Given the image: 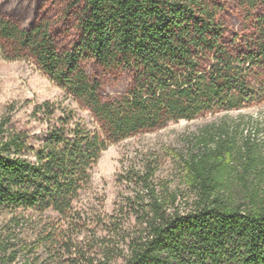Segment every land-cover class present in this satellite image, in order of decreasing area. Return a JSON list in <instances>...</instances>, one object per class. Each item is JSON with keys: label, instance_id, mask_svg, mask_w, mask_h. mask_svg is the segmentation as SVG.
Wrapping results in <instances>:
<instances>
[{"label": "trees", "instance_id": "trees-1", "mask_svg": "<svg viewBox=\"0 0 264 264\" xmlns=\"http://www.w3.org/2000/svg\"><path fill=\"white\" fill-rule=\"evenodd\" d=\"M76 1L69 51L47 24L0 18V47L33 60L68 100L33 106L37 132L0 118V264H264V140L241 115L205 129L171 180L151 155L119 176L128 191L109 209L93 188L113 144L264 103V0ZM230 2L240 35L222 17ZM85 60L131 73V87L104 98Z\"/></svg>", "mask_w": 264, "mask_h": 264}, {"label": "rangeland", "instance_id": "rangeland-1", "mask_svg": "<svg viewBox=\"0 0 264 264\" xmlns=\"http://www.w3.org/2000/svg\"><path fill=\"white\" fill-rule=\"evenodd\" d=\"M82 11L76 0H0V18L23 29L47 24L56 48L62 52L73 49L79 40ZM222 17L232 35L242 34L244 16L235 3L227 4ZM13 56L9 47H0V118L9 112L15 124L37 132L42 127L28 117L33 106L45 101L66 105L68 100L33 60ZM83 67L91 80L101 83L104 98L121 96L132 85L133 75L129 72L105 69L91 60H85ZM240 115L244 117L240 121L249 122L245 133L254 128V140L263 141L264 103L236 112L206 114L193 121L172 122L109 146L94 169L95 192L105 197L109 209L118 193L128 191L127 186L118 183L119 176L142 169L151 155L160 158L157 174L171 180L180 174L179 155L186 154L205 129L222 124L225 118L238 120ZM257 129H261L258 134Z\"/></svg>", "mask_w": 264, "mask_h": 264}]
</instances>
